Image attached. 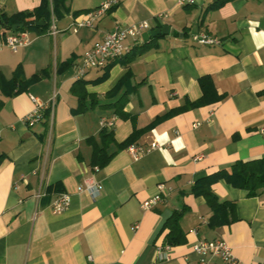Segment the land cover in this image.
I'll use <instances>...</instances> for the list:
<instances>
[{"label":"crops","instance_id":"crops-1","mask_svg":"<svg viewBox=\"0 0 264 264\" xmlns=\"http://www.w3.org/2000/svg\"><path fill=\"white\" fill-rule=\"evenodd\" d=\"M214 1L120 0L91 27L73 32L72 20L102 0H55L48 27L26 30L30 42L16 50L4 43L13 30L0 27L4 90L13 75L24 80L43 72L11 95L0 86V264H198L194 242L215 239L229 245L236 264H264V187L248 196L223 179L212 182L218 200L231 202L228 219L233 217L215 227L208 223L212 212L205 198L190 190L200 177L264 157V0H230L219 7ZM40 3L0 0V13ZM140 20L151 30L167 25L168 31L141 43L128 39L130 50L122 57L75 76L83 52L115 22ZM200 31L218 37L219 44L196 43L192 35ZM142 45H148L143 53L124 60ZM29 94L44 103L53 97L52 109L45 108L32 126L24 120L33 108ZM119 105L125 116L115 110ZM163 115L133 142L147 146L155 140L157 148L133 158L126 147H116ZM101 117H115L105 140L106 153L114 154L93 169V146L105 145ZM89 177L101 186L94 199L77 190ZM58 192L68 193L70 203L53 213ZM155 194L160 200L142 208ZM183 207L185 242L162 247L167 257L160 258L156 247L166 245L167 232L161 226ZM207 261L229 264L215 256Z\"/></svg>","mask_w":264,"mask_h":264},{"label":"built area","instance_id":"built-area-1","mask_svg":"<svg viewBox=\"0 0 264 264\" xmlns=\"http://www.w3.org/2000/svg\"><path fill=\"white\" fill-rule=\"evenodd\" d=\"M203 0H177L178 4L181 5H195ZM120 0H102V2L93 8L92 10L76 16L69 24V29L73 32L77 31L80 27H91L99 17L112 8L118 5ZM164 14H158V17L163 18ZM151 26L147 20H140L128 24H121L115 22L110 30L106 32L104 37L92 44L86 49L82 56L80 63L75 66V76H82L87 69L90 68H101L105 66L109 61L122 57L126 52L130 50V45L126 43L130 39L133 43H141L142 33L150 31ZM51 32H55V27L52 22ZM192 39L198 44L204 45H217L220 40L218 37L211 35L205 31H200L192 35ZM30 42V37L26 30L11 31L4 37V43L10 49L16 50L21 46H25ZM29 99L33 103V108L25 116L24 120L28 126H32L42 119L43 110L45 108L52 109L53 97L47 103L42 102L34 95L29 94ZM115 117H101L99 119V125L101 128L109 129L113 126ZM199 123L196 122L193 126H197ZM264 131V128L261 129ZM159 144L152 140L147 146L131 143L126 148L130 152L133 158H138L141 154L157 148ZM99 182L95 181L91 177L84 180L83 184L77 187V190L86 192L92 199H94L100 191ZM159 191L164 189L162 183L158 184ZM40 193L36 194L38 197ZM160 200V195L155 194L143 204L142 208H149ZM70 203V195L66 192H58L54 195L51 201V209L53 213H60L66 210ZM137 225H134L136 227ZM162 247L165 249L169 248V245L156 247L160 258H166L167 255L163 254ZM192 250L199 256L198 264H208V257L215 256L221 260L229 263L236 264L237 260L232 254L229 245L220 239L212 241L197 240L192 245ZM90 259V256H89Z\"/></svg>","mask_w":264,"mask_h":264},{"label":"trees","instance_id":"trees-1","mask_svg":"<svg viewBox=\"0 0 264 264\" xmlns=\"http://www.w3.org/2000/svg\"><path fill=\"white\" fill-rule=\"evenodd\" d=\"M226 1L230 0H215L213 3V7H219ZM56 11V4L55 0H41V3L38 7L33 8L31 10H23V11H17L10 15L6 13H0V27L5 30H11V26L14 24H22L20 27H17L13 31L17 30H30V29H38L43 30L46 29L49 25V20L51 14H55ZM42 20L44 22L43 26H37V25H27L24 26L23 24L27 22H34ZM145 42V41H144ZM148 48V45H142L135 51H132L131 55L124 58L125 61H129L132 59V56H135L136 53H143ZM18 69V68H17ZM16 71V70H15ZM128 73V72H127ZM127 73L121 78L117 85L113 87V90H116V86L120 85L124 77L127 75ZM43 72L36 73L32 75L28 79L24 80H17L16 75L12 77L11 79V85L9 86V90H4L3 83L0 79V86L2 91L7 94L11 95L17 91H20L23 89L24 85L27 82H31L34 80H37ZM206 77H201L199 79V83L201 87L205 86ZM72 91L75 92V87L72 88ZM85 93L83 95H79V99H83L85 97ZM203 102V98L199 99L195 102H190L187 107H193L201 104ZM185 107L177 108L167 115H171L174 113H178L185 109ZM118 114L121 116H125L121 111V106L116 107L115 109ZM47 115V112L46 114ZM166 116V115H165ZM159 116L155 118L151 123H149L147 126L141 128V129H134L131 134L122 142L116 144L117 148L127 147L131 143L134 142L135 138L139 136L144 130L152 127L155 123L162 120L164 117ZM110 136V132H108L105 128H101L99 132V138L105 145L103 147L93 146L92 155H91V161L90 165L91 168H97L104 166L108 160L111 158V156L114 154V152L106 153V143L105 140L108 139ZM89 142H92L91 139H88ZM3 155L0 154V161L2 160ZM225 180L227 183L231 184L232 186L244 189L247 191L248 196H255L257 195L262 188L264 187V157L251 159L247 161H236L233 164L229 166V168H222L210 175H206L203 177H200L195 181V183L191 186V193L194 195H201L205 198V201L207 205L211 209V215L209 217V225L212 227H215L217 225H221L222 223L229 222L230 220H233V217L228 219V212L231 211V202L229 201H219L217 196L214 194V192L211 189V183L217 180ZM186 208L183 207L182 209L178 211H174L162 224L160 231L167 230L165 234L164 242L167 245H179L185 242V235L181 229L180 226V218L183 214V211Z\"/></svg>","mask_w":264,"mask_h":264},{"label":"water","instance_id":"water-1","mask_svg":"<svg viewBox=\"0 0 264 264\" xmlns=\"http://www.w3.org/2000/svg\"><path fill=\"white\" fill-rule=\"evenodd\" d=\"M0 24H1V21H0ZM42 25L43 22L42 21H34V22H27L25 24H23L24 26H27V25ZM22 24H14L11 26V30H14L16 29L17 27H20ZM168 31V26L167 25H163L162 27L160 28H155V29H152L150 31H146V32H143L142 33V38L143 40H147L149 37H153V36H156L160 33H167Z\"/></svg>","mask_w":264,"mask_h":264}]
</instances>
